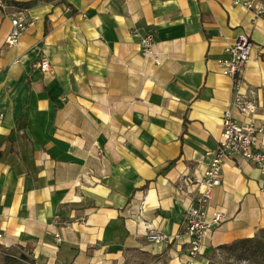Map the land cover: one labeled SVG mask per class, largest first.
I'll list each match as a JSON object with an SVG mask.
<instances>
[{"label": "crops", "instance_id": "0c3cea01", "mask_svg": "<svg viewBox=\"0 0 264 264\" xmlns=\"http://www.w3.org/2000/svg\"><path fill=\"white\" fill-rule=\"evenodd\" d=\"M29 14L14 48L0 15V246L30 249L37 264H125L131 253L187 264L193 183L233 100L218 61L248 35L241 93L264 104V14L234 0H44ZM136 32L155 35L160 64ZM214 211L226 219L198 261L264 230V168L226 158ZM147 227L172 241L150 242Z\"/></svg>", "mask_w": 264, "mask_h": 264}, {"label": "built area", "instance_id": "2783aa9c", "mask_svg": "<svg viewBox=\"0 0 264 264\" xmlns=\"http://www.w3.org/2000/svg\"><path fill=\"white\" fill-rule=\"evenodd\" d=\"M234 4L242 6L246 10H256L264 14L263 6H254L252 1L234 0ZM0 15L11 23V31L6 38L9 48L17 47L22 36L34 25V19L30 17L28 8L17 6L12 0H0ZM140 51L144 57L152 58L156 64L160 59L156 54L155 35L148 33L140 35ZM254 43L246 34H241L225 51V57L218 61L223 74L233 81L232 106L225 110L222 123V138L218 152L212 163L205 170L201 180L193 183L197 189V195L186 210L185 235L189 238L187 264H196L203 255V249L213 228H218L226 219L221 211H214L209 215V204L213 198L214 189L222 185V172L224 160L231 156L239 155L256 166L264 168V125H258L257 116L264 104L252 93L242 94L244 86V74L251 60ZM38 67L45 73L51 69L47 57H42ZM237 110L244 118L240 122L235 118L232 110ZM260 138L263 141L260 147ZM148 235L150 242L154 244L170 243L172 240L167 235L152 231ZM3 235L0 234V239ZM59 239V237H58Z\"/></svg>", "mask_w": 264, "mask_h": 264}, {"label": "rangeland", "instance_id": "374dc122", "mask_svg": "<svg viewBox=\"0 0 264 264\" xmlns=\"http://www.w3.org/2000/svg\"><path fill=\"white\" fill-rule=\"evenodd\" d=\"M251 247L255 246L256 252H252L243 258L241 264H251L253 261L256 264H264L263 261H258L264 254V234L259 236L257 242L249 244ZM11 254L24 258L23 264H34L33 256L27 249L14 247L10 251ZM165 261V260H164ZM198 261V260H197ZM125 264H163V260H154L149 257H143L142 255H136L131 253L128 255V260ZM196 264H234V258L228 259L221 251L213 252L212 254L201 258Z\"/></svg>", "mask_w": 264, "mask_h": 264}, {"label": "trees", "instance_id": "16d2710c", "mask_svg": "<svg viewBox=\"0 0 264 264\" xmlns=\"http://www.w3.org/2000/svg\"><path fill=\"white\" fill-rule=\"evenodd\" d=\"M42 1L44 0H35L32 2H28V3H23V4L15 3V4L21 8L30 9ZM261 234H264V230L260 231L256 235V237L252 239L240 240L230 245L220 246L219 248L214 250V253L217 251H221L222 254H224V256H226L228 259L234 258V264H241V262L243 261V258L246 255L257 251L255 249V246L251 247L249 244L257 242ZM27 250L30 251V249H27ZM10 251L11 249L0 246V264H23L24 263L25 261L24 258L17 257L11 254ZM148 257L156 261L160 260V257L158 256H148ZM257 260L264 262V254L261 258ZM33 263L37 264L34 258H33ZM163 264H169V262L166 260L165 261L163 260ZM251 264H256V262L253 261Z\"/></svg>", "mask_w": 264, "mask_h": 264}]
</instances>
